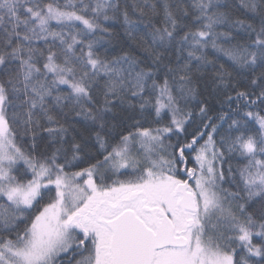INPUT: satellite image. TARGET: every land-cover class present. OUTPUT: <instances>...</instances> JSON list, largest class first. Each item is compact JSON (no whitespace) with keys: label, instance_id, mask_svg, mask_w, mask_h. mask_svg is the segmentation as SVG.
Masks as SVG:
<instances>
[{"label":"snow or ice","instance_id":"snow-or-ice-1","mask_svg":"<svg viewBox=\"0 0 264 264\" xmlns=\"http://www.w3.org/2000/svg\"><path fill=\"white\" fill-rule=\"evenodd\" d=\"M0 264H264V0H0Z\"/></svg>","mask_w":264,"mask_h":264},{"label":"trees","instance_id":"trees-1","mask_svg":"<svg viewBox=\"0 0 264 264\" xmlns=\"http://www.w3.org/2000/svg\"><path fill=\"white\" fill-rule=\"evenodd\" d=\"M225 167H227V166H225Z\"/></svg>","mask_w":264,"mask_h":264}]
</instances>
